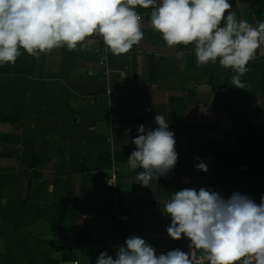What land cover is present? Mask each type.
<instances>
[{
  "label": "crops",
  "instance_id": "crops-1",
  "mask_svg": "<svg viewBox=\"0 0 264 264\" xmlns=\"http://www.w3.org/2000/svg\"><path fill=\"white\" fill-rule=\"evenodd\" d=\"M232 2L239 18L264 20V0ZM137 10L144 39L127 54L108 51L107 64L95 38L83 50L24 52L0 67V264H95L100 251L132 234L155 248L186 247V239L168 238L162 213L185 187L211 186L226 197L239 191L259 203L264 46L241 78L246 89L233 87L229 69L198 67L192 45L179 46L178 56L151 29V9ZM157 113L175 132L179 160L174 174L145 188L127 160L137 126L155 129ZM196 157L208 172L193 166ZM115 198L130 221H115Z\"/></svg>",
  "mask_w": 264,
  "mask_h": 264
},
{
  "label": "clouds",
  "instance_id": "clouds-1",
  "mask_svg": "<svg viewBox=\"0 0 264 264\" xmlns=\"http://www.w3.org/2000/svg\"><path fill=\"white\" fill-rule=\"evenodd\" d=\"M138 8L151 9L150 27L167 48L182 57L179 46L192 45L198 67L218 63L233 73L231 86L245 88L241 78L264 46V20L253 24L239 18L232 0H0V67L14 64L24 52L39 58L54 49L83 50L95 38L110 54H127L145 37ZM154 122L155 129L137 126L127 160L131 169L140 170L136 183L145 188L174 174L179 160L169 121L157 113ZM131 131L126 129V135ZM195 161L197 170L209 171L201 157ZM162 213L170 218L168 238L186 239L187 251L158 252L146 238L132 234L113 245L111 254L100 251L95 264H195L197 250L207 264H264V192L257 203L239 191L226 197L211 186L185 187L172 192Z\"/></svg>",
  "mask_w": 264,
  "mask_h": 264
},
{
  "label": "built area",
  "instance_id": "built-area-1",
  "mask_svg": "<svg viewBox=\"0 0 264 264\" xmlns=\"http://www.w3.org/2000/svg\"><path fill=\"white\" fill-rule=\"evenodd\" d=\"M141 16H142V19L144 20L145 19L144 16L142 14H141ZM97 40H98V43H99V47L97 49V54L100 57L101 62L103 64H107L108 49L103 44L102 39L97 38ZM109 182L113 183V184H109V186L111 188H113V190H114V188L116 187L115 180H111ZM114 194H115V190H114ZM115 196H116V194H115ZM111 210H112L113 217L115 218V221H117V223H125V222H128V221H130L132 219L131 213H129L128 211L124 210L123 208H121L116 203V198H115V202H114ZM175 248H180V249H182L184 251L188 250L187 246L185 247V246H180V245L156 247L158 252L159 251H165L166 252L167 250L175 249ZM110 254H111V252H110ZM193 259L195 261V264H207L205 255L202 252H199L198 250L194 252ZM74 264H80V262L77 260V261L74 262Z\"/></svg>",
  "mask_w": 264,
  "mask_h": 264
}]
</instances>
